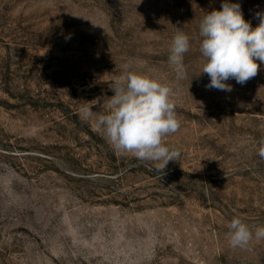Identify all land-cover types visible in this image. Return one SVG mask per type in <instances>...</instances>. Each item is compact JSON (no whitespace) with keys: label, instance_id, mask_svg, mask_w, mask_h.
Segmentation results:
<instances>
[{"label":"rangeland","instance_id":"obj_1","mask_svg":"<svg viewBox=\"0 0 264 264\" xmlns=\"http://www.w3.org/2000/svg\"><path fill=\"white\" fill-rule=\"evenodd\" d=\"M223 2L0 0V264H264V240L228 238L234 216L264 226V64L231 92L201 74L199 24ZM228 2L258 25L264 0ZM178 30L185 79L168 62ZM125 64L173 90L181 156L164 171L81 113L107 111Z\"/></svg>","mask_w":264,"mask_h":264},{"label":"clouds","instance_id":"obj_2","mask_svg":"<svg viewBox=\"0 0 264 264\" xmlns=\"http://www.w3.org/2000/svg\"><path fill=\"white\" fill-rule=\"evenodd\" d=\"M256 18L259 23L253 28L245 20L239 3L224 0L220 10L208 12L201 19L199 51L204 59L201 74L210 78L207 89L231 92L232 85L226 83L229 79L243 86L258 74L264 64V13H256ZM189 50V36L178 30L171 40L168 57L177 79L186 78L184 56ZM111 89L114 95L104 98L105 113H94L95 104L81 109L86 119L96 116L95 130L118 153L153 162L157 171H164L170 161H178L180 150L165 143V138L181 127L172 88L157 78L132 71L125 64ZM258 155L264 159V140ZM228 228L232 248L248 250L253 240H264V226H249L238 216L232 218Z\"/></svg>","mask_w":264,"mask_h":264}]
</instances>
